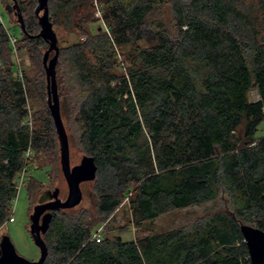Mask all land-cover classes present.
I'll use <instances>...</instances> for the list:
<instances>
[{
    "label": "trees",
    "instance_id": "16d2710c",
    "mask_svg": "<svg viewBox=\"0 0 264 264\" xmlns=\"http://www.w3.org/2000/svg\"><path fill=\"white\" fill-rule=\"evenodd\" d=\"M11 1L3 9L9 16L17 4L26 33L20 30L15 46L36 70L17 78L10 34L0 23V229L20 173L31 210L48 193L28 169L50 159L53 183L54 163L60 164L47 104L33 121L26 108L46 95L48 44L30 38L40 31L37 2ZM94 5L104 28L91 32ZM47 6L52 26L75 35L58 47L60 115L69 112L77 146L97 171L90 208L51 212L41 235L43 264H250L240 226L264 232V135L255 137L264 122V0H48ZM220 197L226 207L190 226L125 242L105 225L101 241L92 240L122 204L141 229Z\"/></svg>",
    "mask_w": 264,
    "mask_h": 264
},
{
    "label": "rangeland",
    "instance_id": "374dc122",
    "mask_svg": "<svg viewBox=\"0 0 264 264\" xmlns=\"http://www.w3.org/2000/svg\"><path fill=\"white\" fill-rule=\"evenodd\" d=\"M11 4V0H0V16L2 17V22L0 23L9 32L11 39L14 40L13 44L10 41L13 50L11 60L14 64H16L17 78H22L23 73L31 76L36 69L31 67L26 51L24 49H18V47L15 46L16 39H19L21 37L20 29L17 25L16 12L15 10H11V13L12 11L13 13L8 16V14L3 9V6H10ZM94 6V17L98 22L90 27L91 32H95L99 28H104L102 27L103 24L101 25L100 22L101 9L98 5ZM52 28L57 38L58 47L65 46L67 43H70L74 40L75 35L64 30L63 27L52 26ZM58 96L60 105V95L58 94ZM255 97V93H252L251 98L255 99ZM45 99L46 95H44L42 101L39 98H34L27 102L26 108L28 111L29 120L33 121L34 114L41 111L46 103ZM61 99L64 98L61 97ZM61 119L66 131L65 133L67 134V137L69 136L68 143L70 153V166L73 167L75 165H78L81 159L84 157V154L79 149V146H77L78 127L75 122H73V120L69 117V112H64L63 118L61 117ZM263 135L264 122L259 126L255 137L260 138ZM49 160L47 158H38L35 163L28 169L27 175L36 178V180L39 181L47 189V199H44L38 204L52 201V194L55 189L59 191L58 198L60 200L64 201L67 197V186L60 169L59 160L54 163L55 166L53 167L56 176L55 181L53 183H50L49 174L51 172V168L48 165L51 163V165L53 166V161ZM79 187L82 192V200L77 208L88 209L91 207L92 201V184H90V182H83ZM124 202H126V200ZM36 204L32 205L30 210L25 184L22 185L18 190L16 198L14 200V207L12 209L13 222H7L0 229V241L4 236H8L12 244L14 245L17 254L32 262L37 261L39 257V251L33 244L29 234V219ZM226 205L227 201L220 197L212 203L210 202L200 206H193L183 210H174L163 216L160 215L159 218L144 224L141 229H137L132 226L129 219V213H127L128 210L126 209L125 205L122 204L114 213V215H112V217H110L109 220L102 224L98 229H101L102 235L103 227L105 225H108L109 229L113 230L112 233L120 235L123 241L129 242L134 240V238H141L151 234L164 233L180 227H185L188 225L190 226L191 223H194L196 220L222 210L224 207H226ZM123 228L128 232L121 235L119 234L118 230H121Z\"/></svg>",
    "mask_w": 264,
    "mask_h": 264
},
{
    "label": "water",
    "instance_id": "95a60500",
    "mask_svg": "<svg viewBox=\"0 0 264 264\" xmlns=\"http://www.w3.org/2000/svg\"><path fill=\"white\" fill-rule=\"evenodd\" d=\"M37 5L34 9V15L38 20L40 31L36 36L30 38H41L48 44V49L44 51L42 65L46 78V106L53 121L54 130L57 135L60 152V169L67 186V197L64 201L58 198L59 191L54 190L52 201L36 204L30 215L29 234L30 238L39 251L38 260L28 261L19 256L8 236H4L0 241V264H43L47 257V248L41 235L46 232L51 219V212L56 210L73 209L77 207L82 200L80 184L83 182H92L95 179L97 167L92 157L84 156L78 165L70 166V153L67 134L60 115V105L57 93V84L55 79V67L58 62L59 48L57 38L53 31L52 24L48 15V0H36ZM17 24L23 34L25 27L21 12L14 4ZM54 53L49 59L50 53ZM240 232L245 244L250 264H264V232L254 226L241 225Z\"/></svg>",
    "mask_w": 264,
    "mask_h": 264
},
{
    "label": "built area",
    "instance_id": "2783aa9c",
    "mask_svg": "<svg viewBox=\"0 0 264 264\" xmlns=\"http://www.w3.org/2000/svg\"><path fill=\"white\" fill-rule=\"evenodd\" d=\"M0 22H2V17L0 16ZM9 38H10V41H11V43L13 44V41L14 40H12L11 39V36L9 35ZM28 154H29V152H27V156H28ZM24 175H25V172L23 171L22 173H20V176L18 177V186H17V189L19 190L20 188H21V186H22V181H23V179H24ZM13 207H14V205H13ZM13 207H12V209H13ZM8 223H11V222H13V217H12V213H11V215L9 216V219H8V221H7ZM95 240V242L96 243H99L100 241H101V239H102V236H101V229H98L97 230V232H95L94 234H93V237H92V240Z\"/></svg>",
    "mask_w": 264,
    "mask_h": 264
}]
</instances>
